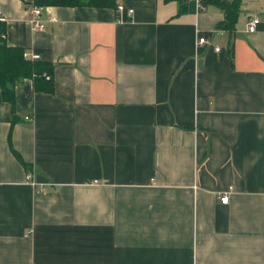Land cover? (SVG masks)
I'll use <instances>...</instances> for the list:
<instances>
[{
    "label": "crops",
    "instance_id": "obj_1",
    "mask_svg": "<svg viewBox=\"0 0 264 264\" xmlns=\"http://www.w3.org/2000/svg\"><path fill=\"white\" fill-rule=\"evenodd\" d=\"M116 1L33 31L0 0L52 83L0 89V264H264V0L231 34L215 5Z\"/></svg>",
    "mask_w": 264,
    "mask_h": 264
},
{
    "label": "trees",
    "instance_id": "obj_2",
    "mask_svg": "<svg viewBox=\"0 0 264 264\" xmlns=\"http://www.w3.org/2000/svg\"><path fill=\"white\" fill-rule=\"evenodd\" d=\"M203 6L215 5L223 10V19L216 28L227 31L229 34L235 29L239 16L238 0H201ZM35 6H62V7H96L113 8L117 10L116 0H32ZM6 23L0 20V89L2 99L11 107L15 104V86L24 79H32L36 91H48L51 80L45 74H50L51 65L43 61L26 59L23 57L25 49L9 46L5 40Z\"/></svg>",
    "mask_w": 264,
    "mask_h": 264
},
{
    "label": "built area",
    "instance_id": "obj_3",
    "mask_svg": "<svg viewBox=\"0 0 264 264\" xmlns=\"http://www.w3.org/2000/svg\"><path fill=\"white\" fill-rule=\"evenodd\" d=\"M196 3V6L198 8L203 9L204 6L202 4L201 0H194ZM117 11L118 12H122L123 11V7L121 5H117ZM46 12V13H51V7L50 6H34L31 8L30 10V17H29V23L31 25V28L33 31H38V30H42L44 28V23L41 19L42 13ZM132 10L128 11V14H131ZM0 20L2 19L1 13H0ZM56 17L54 15L51 16V21H56ZM259 23V19L258 18H252L249 23H248V31L249 32H254L256 29L257 24ZM205 42V38L204 37H200L198 39V43L199 44H203ZM219 48H216V50H218ZM23 57L26 59H31V60H36L39 58L38 54H35L33 52L24 50L23 51ZM45 77L47 79H49V75H45ZM29 117H26V119H28ZM27 179H31V175L29 174L27 176ZM230 189L229 188L227 191L221 193L218 198L220 200L221 203H227L228 199H229V193H230Z\"/></svg>",
    "mask_w": 264,
    "mask_h": 264
},
{
    "label": "water",
    "instance_id": "obj_4",
    "mask_svg": "<svg viewBox=\"0 0 264 264\" xmlns=\"http://www.w3.org/2000/svg\"><path fill=\"white\" fill-rule=\"evenodd\" d=\"M199 64H200V61H199Z\"/></svg>",
    "mask_w": 264,
    "mask_h": 264
}]
</instances>
